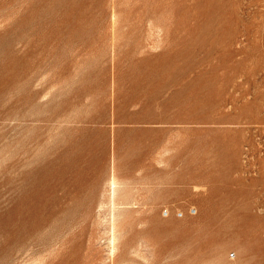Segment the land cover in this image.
I'll return each mask as SVG.
<instances>
[{"label": "rangeland", "instance_id": "rangeland-1", "mask_svg": "<svg viewBox=\"0 0 264 264\" xmlns=\"http://www.w3.org/2000/svg\"><path fill=\"white\" fill-rule=\"evenodd\" d=\"M31 259L264 264V0H0V264Z\"/></svg>", "mask_w": 264, "mask_h": 264}, {"label": "bare ground", "instance_id": "bare-ground-1", "mask_svg": "<svg viewBox=\"0 0 264 264\" xmlns=\"http://www.w3.org/2000/svg\"><path fill=\"white\" fill-rule=\"evenodd\" d=\"M112 169V168H111ZM111 172V171H110ZM120 181V180H119ZM122 182H124V181H122ZM127 182V181H126ZM120 183V182H119ZM132 183V182H131ZM102 184H104V183H102ZM123 184V183H122ZM121 184V185H122ZM125 185H126V183H124ZM105 185H106V183H105ZM107 185H108V194H109V199H108V207L110 208V210L108 211V212H110V220H108L109 221V226H110V230H111V237H110V239H109V245H110V249L109 250H111V253H113L114 251V249H115V247L117 246V245H114V244H116V243H114V241H115V239H117V237L115 236V227L117 226L116 225V218H117V216H116V211H120V209H121V207H120V205H122L123 203H117V202H115L116 201V196H117V191H118V189L120 188V185H119V188H118V182H117V180H116V177L114 176V175H111L110 176V178H109V180H108V183H107ZM124 185V186H125ZM136 184H134V186H135ZM141 186V185H140ZM102 188H103V186H102ZM122 188V187H121ZM125 188V187H124ZM121 190H123V189H121ZM132 190V189H131ZM135 190V189H134ZM127 191H129V190H127ZM133 191V190H132ZM126 192V191H125ZM139 192V191H138ZM121 193V192H120ZM123 193V192H122ZM134 194H135V191L133 192ZM133 194V195H134ZM123 195H127V194H123ZM101 196V195H100ZM128 196H131L130 194L128 195ZM102 197V196H101ZM104 197V196H103ZM124 197V196H123ZM133 197V196H132ZM118 198H119V196H118ZM117 198V199H118ZM101 199H104V198H101ZM101 199H100V203H99V208H102L103 207V205H105V204H103V202L101 201ZM133 199V198H132ZM131 199V200H132ZM127 200H129V198L127 199ZM153 200V199H152ZM104 201V200H103ZM127 202V201H126ZM130 202V201H129ZM132 202H134V201H132ZM104 203H106V202H104ZM146 203V202H145ZM153 203V202H152ZM129 204V203H128ZM131 204H133V203H131ZM107 205V204H106ZM106 205H105V207H106ZM138 205V204H137ZM123 206V205H122ZM135 206V205H134ZM108 207H106V208H108ZM129 207V206H128ZM137 207V206H136ZM155 207V206H154ZM104 208V207H103ZM133 209V208H132ZM137 209V208H136ZM150 209V208H149ZM123 210H124V208H123ZM131 210V209H130ZM122 211V210H121ZM133 211H135V210H133ZM132 211V212H133ZM137 211V210H136ZM135 211V212H136ZM154 211H155V209H154ZM120 213V212H119ZM147 213H148V211H147ZM146 213V214H147ZM156 213V212H155ZM122 214V213H121ZM151 214V213H150ZM148 216V215H147ZM86 219V218H85ZM118 219H122V218H118ZM117 219V220H118ZM124 219V218H123ZM17 220V219H16ZM19 221V220H18ZM82 221V220H81ZM118 221H120V220H118ZM123 221H125V220H123ZM139 221V220H138ZM141 221V220H140ZM16 222V221H15ZM84 222V221H83ZM156 223H157V221H155ZM108 223V222H107ZM121 223V222H120ZM118 224V223H117ZM122 224V223H121ZM150 224V223H149ZM15 225H18V222H17V224H15ZM20 225H22L21 223H20ZM138 225V224H137ZM159 225V224H158ZM26 226V225H25ZM108 226V225H107ZM149 226V225H148ZM155 226H157L156 224H155ZM154 226V227H155ZM14 227V226H13ZM21 227V226H20ZM19 227V228H20ZM22 227H23V225H22ZM27 227V226H26ZM123 227V226H122ZM129 227V226H128ZM16 228V227H15ZM119 227H116V229H118ZM130 228V227H129ZM134 228V227H133ZM21 229V228H20ZM26 229V228H25ZM30 229V228H29ZM122 229V228H121ZM142 229V228H141ZM144 229V228H143ZM142 229V230H143ZM15 230V229H14ZM22 231H23V229H21ZM27 230V229H26ZM128 230V229H127ZM140 230V229H139ZM12 231V230H11ZM17 231V230H16ZM31 231V230H30ZM106 231H109V230H107V227H106ZM171 231V230H170ZM27 232H29L28 230H27ZM123 232H125V231H123ZM17 233V232H16ZM23 233V232H22ZM109 233V232H108ZM119 233H120V231H119ZM128 233V232H127ZM140 234H141V232H139ZM167 233V232H166ZM12 234V233H11ZM30 234H31V232H30ZM118 234V233H117ZM140 234H138L139 236H140ZM159 234V233H158ZM163 234V233H162ZM169 234V233H168ZM167 234V235H168ZM17 235H19V234H17ZM119 235V234H118ZM121 235V234H120ZM127 235V234H126ZM164 235V234H163ZM26 236V235H25ZM124 236V235H123ZM144 236H145V233H144ZM143 236V237H144ZM159 236V235H158ZM162 236V235H161ZM83 237V236H82ZM109 237V236H108ZM107 237V238H108ZM143 237L141 238V239H139V238H136L135 240L136 241H138L137 239H139V240H141L142 241V239H143ZM163 238H164V236H163ZM22 239V238H21ZM21 239H19L20 241H21ZM90 239V238H89ZM119 239V238H118ZM117 239V240H118ZM121 239H122V237H121ZM147 239V238H146ZM162 239V238H161ZM26 239H24V241H25ZM123 240H124V238H123ZM143 240H145V239H143ZM10 241H12V240H10ZM10 241H9V243H10ZM26 241H28V239L26 240ZM107 241V240H106ZM161 241V240H160ZM164 241V240H163ZM52 242H54V241H52ZM115 242H117V241H115ZM119 242V241H118ZM8 243V242H7ZM17 243V242H16ZM20 243H25V242H20ZM20 243L18 244V246L20 245ZM51 243V242H50ZM139 243H142V242H138V244ZM147 243V242H146ZM150 243V242H149ZM15 244V243H14ZM36 244V243H35ZM106 244H107V242H106ZM119 244V243H118ZM145 244V243H144ZM154 244V243H153ZM17 245V244H16ZM47 245H49V243L47 244ZM135 245V244H134ZM142 245V244H141ZM146 245V244H145ZM145 245H143V249H144V247H145ZM45 246V245H44ZM44 246H43V250H44ZM154 246V245H153ZM15 247H17V246H15ZM107 247H109V246H107ZM119 247V246H118ZM132 247V246H131ZM45 248H47V247H45ZM121 248V247H120ZM133 248V247H132ZM134 248L136 249V247L134 246ZM134 248H133V251H134ZM140 248V247H139ZM147 248V247H146ZM16 249V248H15ZM18 249V248H17ZM52 249H53V247H52ZM130 248H128L127 250H129ZM12 251H13V249H11ZM28 250V249H27ZM43 250H41V251H43ZM51 250V249H50ZM116 250V249H115ZM121 250V249H120ZM131 250V249H130ZM140 250V249H139ZM153 250V249H152ZM152 250L150 251V252H152ZM26 251V250H25ZM45 251V250H44ZM53 251V250H52ZM51 251V252H52ZM117 251V250H116ZM17 252V251H16ZM48 252V251H47ZM50 252V254H52ZM138 252V251H137ZM140 252V251H139ZM148 253L146 250L144 251V253ZM127 253H128V251H127ZM40 254V253H39ZM44 254V253H43ZM109 254V253H108ZM108 254H107V257H106V260H107V258H109L108 257ZM119 254V253H118ZM131 254H133L132 252H131ZM130 254V255H131ZM141 254V253H140ZM34 255V254H33ZM106 255V254H105ZM112 255V254H111ZM144 255V254H143ZM148 255H149V253H148ZM49 256V255H48ZM102 256V255H101ZM133 256V255H132ZM131 256V257H132ZM135 256H137V255H135ZM33 257V256H32ZM36 257V256H35ZM37 257H40L38 254H37ZM104 257V256H103ZM146 257H148V256H146L145 255V259H146ZM47 258V257H46ZM45 258V259H46ZM121 258V257H120ZM149 258V257H148ZM163 259H164V257H162ZM34 259V258H33ZM43 259V258H42ZM42 259L40 260V261H42ZM103 259H105V258H103ZM102 259V260H103ZM118 259H119V257H118ZM126 259H127V257H126ZM125 259V260H126ZM138 259V258H137ZM136 258L135 259H132V260H137ZM141 259V258H140ZM167 259V258H166ZM132 260H131V262H132ZM144 260V259H143ZM148 260V259H147ZM30 261H33L32 259L30 260ZM38 261V260H37ZM119 261H121V259L119 260ZM122 261H123V259H122ZM127 261V260H126ZM149 261H150V259H149ZM165 261V260H164ZM168 261V260H167ZM34 263L36 262V261H33ZM103 262V261H102ZM101 262V263H102ZM135 262V261H134ZM143 262V261H142ZM40 263V262H39ZM42 263V262H41ZM105 262H103V264H104ZM120 263V262H119ZM128 263V262H127ZM133 263V262H132ZM147 263V262H146ZM32 264V263H31ZM36 264V263H35ZM100 264V263H99ZM106 264V263H105ZM147 264H149V263H147Z\"/></svg>", "mask_w": 264, "mask_h": 264}]
</instances>
